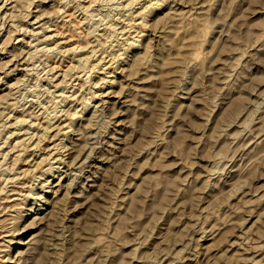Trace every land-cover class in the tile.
<instances>
[{
  "label": "rangeland",
  "instance_id": "rangeland-1",
  "mask_svg": "<svg viewBox=\"0 0 264 264\" xmlns=\"http://www.w3.org/2000/svg\"><path fill=\"white\" fill-rule=\"evenodd\" d=\"M0 264H264V0H0Z\"/></svg>",
  "mask_w": 264,
  "mask_h": 264
},
{
  "label": "bare ground",
  "instance_id": "bare-ground-1",
  "mask_svg": "<svg viewBox=\"0 0 264 264\" xmlns=\"http://www.w3.org/2000/svg\"><path fill=\"white\" fill-rule=\"evenodd\" d=\"M157 1H158V0H157ZM128 8H129V7H128ZM143 11H144V10H143ZM138 13H139V12H138ZM140 14H143V13L140 12ZM137 16H138V15H137ZM129 18H130V17H129ZM131 20H133V19H131ZM44 30H45V29H44ZM90 36H91V35H90ZM48 39H49V37H48ZM44 40H45V39H44ZM133 42H134V41H133ZM135 42H136V41H135ZM123 46H124V45H123ZM40 50H41V49H40ZM92 51H93V50H92ZM32 52H33V51H32ZM91 53H92V52H91ZM91 53H90V54H91ZM92 54H93V53H92ZM12 59H13V58H12ZM88 59H89V57H88ZM86 60H87V59H86ZM87 64H88V63H87ZM87 64H86V65H87ZM98 64H99V63H98ZM84 65H85V64H84ZM84 67H85V66H84ZM84 67H83V68H84ZM52 68H53V67H52ZM83 68H81V69H83ZM88 69L92 71V70L94 69V65H93L92 67H88ZM87 71H88V70H87ZM94 71H95V69H94ZM89 72H90V71H89ZM64 78H65V77H64ZM74 98H75V97H74ZM50 117H51V116H50ZM47 118H48V117H47ZM20 120H21V119H20ZM105 123H106V122H105ZM100 125H101V124H100ZM45 127H46V126H45ZM49 128H50V127H49ZM46 130H47V129H46ZM46 132H47V131H46ZM90 138H91V137H90ZM44 140H45V139H44ZM46 140H47V139H46ZM38 142H39V141H38ZM36 145H37V143H36ZM22 151H24V150H22ZM23 153H24V152H23ZM5 154H6V153H5ZM20 156H21V155H20ZM18 158H19V157H18ZM19 160H20V159H19ZM14 161H15V160H14ZM16 161H17V160H16ZM2 162H3V161H2ZM18 162H19V161H18ZM13 163H14V162H13ZM14 164H15V163H14ZM16 164H17V163H16ZM16 164H15V165H16ZM38 165H39V164H38ZM13 167H14V166H13Z\"/></svg>",
  "mask_w": 264,
  "mask_h": 264
}]
</instances>
